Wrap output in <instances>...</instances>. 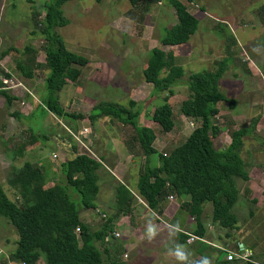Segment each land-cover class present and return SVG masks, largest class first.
Segmentation results:
<instances>
[{
	"label": "trees",
	"instance_id": "16d2710c",
	"mask_svg": "<svg viewBox=\"0 0 264 264\" xmlns=\"http://www.w3.org/2000/svg\"><path fill=\"white\" fill-rule=\"evenodd\" d=\"M70 1L72 0H45L42 19L34 22L36 32L32 31L31 34L40 35L44 41L42 50L46 69L43 83L46 94L41 93L38 97L39 108L71 121L85 119L88 126L100 118L108 117L131 127L132 141L137 143L145 158L138 173L136 192L148 208L160 212L161 203L166 197L188 196V213L194 221L192 234L202 239L201 236L206 231L201 219L203 207L205 203H210L212 223L226 230L224 239L229 240L239 228V219L234 212V207L241 199L238 183L245 184L249 181L247 166L241 158L243 139L253 135L258 121L253 118L247 126L231 131L230 143L226 149L214 148L213 138L219 134V128L213 123L219 113L217 105L227 103L230 109L235 105L233 100L226 98L219 90V80L227 68L229 57L220 59L211 71L189 75L188 96L180 101L178 109L184 117L200 123L169 153L159 154L152 146L154 132L138 123L140 110L134 109V102L125 106L101 101L86 116L67 111L59 102V93L69 83L79 80L81 70L89 62L86 56L70 52L57 32V28H63L69 23L63 15L62 7ZM127 1L133 8L145 11L150 4L162 0ZM165 2L174 9L177 22L165 30L159 42L168 46L185 44L196 31L198 22L178 0ZM7 52L8 50L4 54ZM22 52L28 55L23 60L15 61L14 73L23 80L30 81L35 76V68L30 67L35 62V50L31 45H26ZM183 75V69L174 63L171 55L159 48L150 51L142 76L146 83L152 85L153 94H164L162 104L154 108L150 116L151 121L164 133L174 128L173 111L168 99L174 95L172 87ZM9 76L8 73L5 74V78ZM0 94L6 97L8 107L13 98L5 90L0 91ZM14 116L19 118L16 113ZM29 136L31 140H38V136ZM68 138L71 141V137ZM27 140L29 139L25 141ZM60 140L58 137L57 141ZM261 144L264 145V141L261 140ZM127 147L130 150L131 147ZM17 149L19 151L16 153L20 154L23 147L20 145ZM71 151L74 153L72 158L57 164L61 180L58 178V181H52V186L48 188L45 171L37 163L24 162L21 167L11 168V177L7 182L16 191L17 201H12L0 188V217L11 224L17 235L14 250L7 255L8 264H37L39 261L42 264H127L118 260H103L95 245L96 242L102 243L112 233L111 218L96 232H92L79 218L77 205L70 198L68 189L78 196L83 208H93L99 191L97 171L101 163L87 154L78 153L75 146H72ZM153 155L157 156L156 167H151L148 162ZM249 192V189H244L245 194ZM133 197L125 186H118L115 213H130ZM243 200L249 203L248 213L252 217L250 204H255L256 200H247L246 196ZM181 236L183 240L186 238V235ZM224 261L218 264H257L254 261ZM196 264L203 262L198 261Z\"/></svg>",
	"mask_w": 264,
	"mask_h": 264
},
{
	"label": "rangeland",
	"instance_id": "374dc122",
	"mask_svg": "<svg viewBox=\"0 0 264 264\" xmlns=\"http://www.w3.org/2000/svg\"><path fill=\"white\" fill-rule=\"evenodd\" d=\"M44 1L45 0H0V66L7 69V64L15 66L16 60H23L25 56L28 55H25L24 52H22L23 47L26 45H31L35 50V62L34 64H30L31 68L32 66L35 68V79L32 82L28 79L23 80V78L18 74L16 75V73L11 74L8 78L6 77L5 82L2 77L3 74L7 72L4 71L2 75L0 73V80L2 78V85H4L7 95L13 98L12 102L7 107L6 97L3 96V98L0 96V133L6 134L5 136L2 134L0 135V188H2L7 196L14 202L17 201L16 191H14V188L7 182L11 177L10 173L12 167H21L24 162L37 163V165L41 164V169L45 171L44 175L47 180L46 188H48L52 186V181L55 182L60 176L57 164L60 161L72 158L74 155L71 151L72 146H75L78 151L84 150L74 137L76 136L78 139H83V137L78 134V131L84 126L81 124H84L83 121H86L85 119L81 120L77 127L74 123L75 121L59 118L55 115L52 116L50 112H45L42 108H39L38 97L41 93V95L46 94L43 86L46 73L44 67V53L42 50L44 41L40 35H33L31 33L32 31L36 32L34 22L42 19L44 12L42 6ZM162 1L168 10L173 11L170 4L165 3V0ZM209 1L210 12L212 13L221 12L222 6H225L226 3H228L226 0H215L214 2H212V0ZM106 2V0H100L99 2H96L95 0H72L64 4L62 7L63 15L69 20V23L63 28H57V32L63 38V41L70 52L77 54L78 52L76 51L80 50V53L86 55V51L90 52L92 48H95V46L99 44L102 50H104L103 54H101L103 58L108 59L110 50L115 53V56L113 63L109 64L107 68L105 67L106 65H103L105 70L101 66H89L87 64L81 70L83 81L79 79V81L73 84L69 83L66 85L59 93V102L62 105H66L65 109L67 111L80 113L83 116L87 115V112L90 109L89 107L92 104L95 105L101 101L115 102L125 106H129L130 102H134V109L140 110L138 123L143 125L146 120H149L154 108L160 106L163 102L162 96L164 94H153L152 85L145 83L142 76V68L145 59L147 58L146 60H148L149 58V50L151 47L158 45V43L155 41L156 39L153 40L150 38L151 40H148L145 37L144 39L149 43L143 42L142 37L144 30H142L141 27L133 28L132 34H130L131 30L126 28L122 31L120 36H112L107 26H109L116 17L120 16L123 18L124 12L115 9L114 2L112 6L106 5ZM250 7L251 6H249L248 9ZM124 18L131 20L125 15ZM170 22L171 19L169 15L164 14L161 16V20L158 23V29H156L159 31L158 36L160 38L163 36L165 30L170 28H167V25ZM122 24L125 26L124 23ZM118 37L119 39L117 40ZM92 39L96 42L92 43ZM260 39L259 44L262 45L264 36ZM11 49H14L15 51ZM4 50H8L7 55L5 56ZM130 52H132V54H130ZM195 54L196 51L193 52V55H189V57L194 59ZM110 59H112V57ZM133 59L135 61H133ZM236 67L238 73L243 71L242 68L238 71V67L240 68L238 64H236ZM94 70H96L97 74L100 73L104 78H114L115 81H113V84H110L109 86L107 85L104 88L96 86L94 80H89V77L95 73ZM194 71H196V69L186 70L180 80L185 82L183 83L185 88H179L182 87V83L173 86L177 93H181L182 96H188L187 79L190 74L197 73ZM17 82L21 84H18ZM133 84L134 87H132ZM234 84L235 86L232 93L237 92L236 100H245V91L251 86L249 81H236L233 85ZM114 85L117 87H114ZM32 88L40 91V93H36V96L33 99L35 100L36 108H34L33 103H31V106H20L22 101L24 102L26 99L30 98L26 90L31 92ZM76 90L82 93L80 95L91 98L90 100H92V102L86 101L85 99H78L74 94ZM221 92L223 93L224 91ZM176 99L177 100L172 104L174 131L170 136H167V144L164 148H171L176 145V143L179 144L182 142L192 128L200 123L199 121H196L198 124L192 125L187 121L186 123L183 122L181 127L178 126L176 114L180 112L178 109V100L181 98L178 99L177 97ZM21 107L23 110L21 115H23V117L18 119L12 113H19ZM229 110L231 109L228 105L220 104L219 114L213 121V123L219 128L218 139L222 141H228L230 139L231 131L247 126L252 120H249L248 123L238 122V127H234L235 123L231 119L232 116L230 117V114H228ZM103 118L109 119L108 117ZM111 121L114 124L104 130L101 135L104 136L107 132L115 135L116 133H120L121 128H124L126 132L131 131V133H133L131 127L120 126L116 120ZM107 122L108 121H105L103 126H106ZM3 123L5 126H2ZM57 124H60V126ZM147 124L149 125L150 123ZM262 128L264 129V124H262ZM160 131V128L155 130V133L159 138L164 135V132L161 133ZM29 134L38 136V140H31ZM44 136H46V140L43 139ZM68 136L71 137V141ZM4 137L7 138L5 139ZM58 137H60V141H57ZM26 139L29 140L25 141ZM243 140L244 148L241 155L244 163L248 167L247 172L249 174V181L245 184L238 183L241 199L234 207V212L238 216V229H241V231L238 234L237 231H234L232 237L227 240V242L231 249L235 248L237 242H242L246 247H249L252 250V261L257 264H264V145L261 144V140L264 141V135L255 131L253 135H248L244 137ZM56 141L58 142V146H56ZM18 142H22V147L23 143L26 142L27 145L30 146L28 155L23 158H19V153H15V147ZM86 145L88 146L87 141ZM55 148L58 150L54 151ZM64 150L69 154L66 155ZM168 150H166V152ZM56 153L57 156L54 158L53 155H56ZM91 153L94 152L91 150ZM154 156L156 155L151 156L152 160H155ZM249 187L252 188L254 192H252V194L251 192L245 194L244 189H249ZM68 194L74 204L77 205L78 211L79 208H83L79 204L78 196L71 189H68ZM244 196H246L247 200L250 198L257 202L255 204H250L251 210H253L252 217L249 216V203L244 202ZM211 211V204L205 203L203 212L204 216H206V221L210 220ZM206 221L203 220L204 226H206ZM243 225L244 228L242 229ZM215 229L216 233L221 234V237L223 238L226 230L219 229L218 227H215ZM16 238V232L11 224L0 217V264H8L7 255L14 250ZM97 248L100 250L103 260H107L108 256L104 252L103 245L98 244ZM37 264H42V262L39 261Z\"/></svg>",
	"mask_w": 264,
	"mask_h": 264
},
{
	"label": "crops",
	"instance_id": "0c3cea01",
	"mask_svg": "<svg viewBox=\"0 0 264 264\" xmlns=\"http://www.w3.org/2000/svg\"><path fill=\"white\" fill-rule=\"evenodd\" d=\"M106 1V5L112 6L114 2L115 9L124 12L123 18L118 16L107 26L112 36H120L122 31L126 28H129L131 30L130 34H132L133 28L141 27L142 30H144L142 37L143 42L149 43L144 39L145 37L148 40H151L150 38L153 40L156 39L155 41L158 43V45L151 47L149 51L154 48H159L166 54L171 55L174 63L183 69L184 74L185 71L189 69H196L194 72L211 71L216 67L220 59L226 56L229 57L230 61L228 62L227 68L222 78L219 80V90L224 91V96L235 102L233 109L229 110L230 112L228 111V114H230V117L232 116L231 119L235 123L234 127H238V122L248 123L249 120L257 118L258 121L255 131L264 135V129L262 128V124H264V40L262 45L259 44L260 38L264 36V0H226L228 3L222 6L221 12L219 11L218 13L210 12L209 0H178L186 7L188 13L197 20L198 26L188 42L177 46L161 45L159 42V31L156 29H158L161 16L164 14L170 16L171 22L167 25V28L175 25L177 22L174 9L173 11L168 10L164 6L163 1L150 5L144 12L133 8L127 0ZM214 1L215 0H212V2ZM249 6L251 7L248 9ZM124 15L131 20L125 19ZM122 23H124L125 26ZM118 39L119 37L117 40ZM91 42L94 43L96 41L92 39ZM6 51L7 50H4V52ZM79 51L80 50H77L76 52L82 54ZM103 51L104 50H102L99 44L95 46V48H92L90 52L86 51L87 54L84 56L88 58V65L101 67L106 65L105 67L107 68L109 64H112L115 53L110 50L108 59H105L101 56ZM195 51V58H190L189 55H193ZM130 54H132V52H130ZM5 55H7V53L4 54V56ZM111 57L112 59H110ZM146 59L142 71L146 67ZM133 61L135 60L133 59ZM236 64L240 66V68L238 67V71L242 68L243 71L241 73L237 72ZM6 67L7 69L1 67V75L4 71L9 75L14 74V65L11 66L7 64ZM105 67H103L104 70ZM94 72L95 73L89 77V80H94L96 86L104 88L107 85L113 84V81H115L114 78L108 79L107 77L104 78L100 73L97 74L96 70H94ZM5 74H3L2 77L4 79ZM82 78L83 77L80 76L79 79L83 81ZM34 79L35 77L30 81L32 82ZM1 80L0 91H4V85H2ZM236 81H249L251 85L246 91L244 89L246 96L245 100L237 101V92L232 93L235 86L233 83ZM179 82L177 84L182 83V87L179 88H185L183 86L185 82L183 80ZM114 87L117 86L114 85ZM132 87H134V84ZM172 89L174 95L168 99L171 107L173 102L177 100V97L178 99L181 98L178 100V103L187 98L186 95L182 96L181 93H177L173 87ZM33 90L35 89L32 88L31 92L27 90L30 92V95L28 94L30 98L26 99L24 102L22 101L20 106H31V103H33L34 108H36V103L33 99L36 93L40 91ZM74 94L78 99H85L86 101L92 102V100H90L91 98H88V96L85 97L80 95L82 93L78 90H76ZM0 96L3 97L2 94H0ZM220 104L227 105V103H219L217 105L218 109ZM62 106L65 108L66 105ZM93 106L92 104L89 107L90 109L87 114ZM22 111L21 107L19 113L13 112V114H18V119H21L23 117V115H21ZM105 121L108 122L106 126H103ZM176 121L180 127L183 122L186 123L187 121L192 125L198 124V122L184 117L180 112L176 114ZM79 122L80 121L74 122L77 127L80 124ZM83 123L84 124L81 125H86L85 121H83ZM147 123L150 124L148 125ZM60 124L57 125L60 126ZM113 124L114 123L110 119L101 118L93 125L89 126L90 143L88 144V148L94 152L92 154H95V158L101 163V167L97 171L99 191L94 201V207L90 209L79 208L78 214L79 218L92 232L102 229L108 218L112 219L110 224L112 233L109 234L110 236H107L102 243L96 242V247L98 244L103 245L104 252H107V260H118L127 264H196L198 261L203 262V264H218L219 262H223V258L218 260L219 254L223 252L221 249L231 247H229L230 245L227 240L224 239L225 233L223 238L221 234L216 233L215 227L217 226L212 223L211 218L206 221L204 212L201 217L202 221H206V231L205 234L201 236L203 241L194 240L188 242V236H194L192 234L194 221L188 213V208L190 206L187 196L166 197L161 203V209L159 208L160 212L149 209L146 203L144 205L145 201L137 195L136 182L140 167L144 163L145 158L137 146V143L132 141L133 133H131V131L126 132L124 128H121L120 133H116L115 135H112L110 132H107L104 136L101 135L104 130L108 129V127ZM119 125L124 126L121 123H119ZM2 126H5L4 123ZM142 126L148 127L154 132L155 139L152 146L157 153L165 155L177 145L176 143V145L171 148H164L167 144V136L173 133L174 128L168 133L160 131L164 135L159 138L155 133V130L159 127H156V124H154L150 118L146 120L145 124ZM1 134L4 136L6 135L0 133V135ZM218 136L219 134L213 138L214 148L216 150L226 149L230 143V139L228 141H222L218 139ZM4 138L6 139L7 137ZM21 143L22 142H18L16 145L15 153L19 151L17 148L20 147ZM57 144L58 142H56V145ZM127 145L131 147L130 150ZM23 148V150H20L19 158L27 156L30 151V146L27 145V142L23 143ZM166 150L168 151L166 152ZM64 152L66 155L69 154L66 150H64ZM154 157L155 160H152L150 157L148 161L151 167H156L158 165L157 156ZM38 165L42 167L41 164ZM58 178L61 180V176ZM120 185L125 186L134 195L131 203V212L127 214L115 213L116 188ZM249 190L251 194L254 192L250 187ZM169 197H171V200H169ZM102 215L104 217H102ZM240 231L241 229H238L237 234ZM113 233H117L118 236L114 237L112 235ZM181 235H186V238L183 240Z\"/></svg>",
	"mask_w": 264,
	"mask_h": 264
},
{
	"label": "built area",
	"instance_id": "2783aa9c",
	"mask_svg": "<svg viewBox=\"0 0 264 264\" xmlns=\"http://www.w3.org/2000/svg\"><path fill=\"white\" fill-rule=\"evenodd\" d=\"M4 81L6 82L5 79H4ZM9 81H11V80H9ZM18 84H20V83H18ZM26 92L30 95V93L27 90H26ZM89 133H90V128L86 124V125L82 126L79 129V131H78V134L81 135L83 137V139H78V137H76V136L74 138L78 141V144L81 145V147L84 149V150L78 151V153L87 154V155H89V156H91V157H93L95 159V156L91 153V151L89 150L88 146L86 145V141L87 142L90 141L89 140ZM89 143L90 142H88V144ZM53 157L55 158L56 155H53ZM169 200H171V197H169ZM142 203H143V201H142ZM144 205H145V202H144ZM102 217H104V216L102 215ZM77 232H78V229H76V233ZM112 235L114 237L118 236L117 233H113ZM188 238H189L188 239L189 242H192L194 240L203 241L202 239H200V238H198L196 236H192V235H189ZM221 251L225 252V255L223 257V259L225 261H234V260H236V261H244V262H253L252 261V256H253L252 250L250 248L246 247L242 242H237L235 244V248L234 249L224 248V249H221Z\"/></svg>",
	"mask_w": 264,
	"mask_h": 264
},
{
	"label": "water",
	"instance_id": "95a60500",
	"mask_svg": "<svg viewBox=\"0 0 264 264\" xmlns=\"http://www.w3.org/2000/svg\"><path fill=\"white\" fill-rule=\"evenodd\" d=\"M224 255H225V252H221V253L219 254V256H218V260L222 259V258L224 257Z\"/></svg>",
	"mask_w": 264,
	"mask_h": 264
},
{
	"label": "clouds",
	"instance_id": "9594fccd",
	"mask_svg": "<svg viewBox=\"0 0 264 264\" xmlns=\"http://www.w3.org/2000/svg\"><path fill=\"white\" fill-rule=\"evenodd\" d=\"M189 237V236H188Z\"/></svg>",
	"mask_w": 264,
	"mask_h": 264
}]
</instances>
